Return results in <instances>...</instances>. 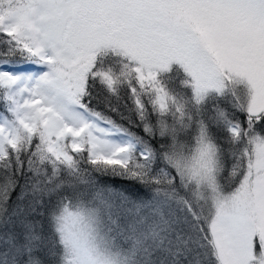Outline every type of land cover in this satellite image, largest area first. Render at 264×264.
Returning a JSON list of instances; mask_svg holds the SVG:
<instances>
[{
  "label": "snow or ice",
  "instance_id": "obj_1",
  "mask_svg": "<svg viewBox=\"0 0 264 264\" xmlns=\"http://www.w3.org/2000/svg\"><path fill=\"white\" fill-rule=\"evenodd\" d=\"M0 264H264V0H0Z\"/></svg>",
  "mask_w": 264,
  "mask_h": 264
}]
</instances>
